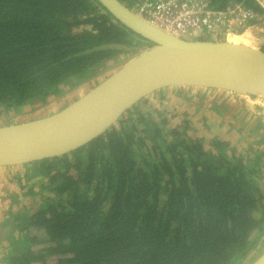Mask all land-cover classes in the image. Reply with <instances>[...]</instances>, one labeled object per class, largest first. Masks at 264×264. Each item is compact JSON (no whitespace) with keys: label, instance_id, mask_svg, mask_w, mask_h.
Masks as SVG:
<instances>
[{"label":"trees","instance_id":"16d2710c","mask_svg":"<svg viewBox=\"0 0 264 264\" xmlns=\"http://www.w3.org/2000/svg\"><path fill=\"white\" fill-rule=\"evenodd\" d=\"M120 1L136 9V0ZM209 2L218 10L236 3L263 14L253 0ZM108 44L122 47L85 53ZM149 46L97 0H0V115L46 106L65 85L82 84ZM176 90L183 97L194 91ZM209 92L219 101L214 110L224 114L230 102L239 118L245 99L200 89L194 96ZM166 95L140 101L84 147L23 167L46 196L38 205L32 199V213L14 216L4 230L2 239L20 229L21 246L8 264H246L253 258L264 234V151L243 154L219 135L193 136L186 113L172 125L173 116L160 109L163 98L151 100ZM26 193L36 196L33 188Z\"/></svg>","mask_w":264,"mask_h":264},{"label":"water","instance_id":"95a60500","mask_svg":"<svg viewBox=\"0 0 264 264\" xmlns=\"http://www.w3.org/2000/svg\"><path fill=\"white\" fill-rule=\"evenodd\" d=\"M97 1L151 46L120 56L103 81L68 105L55 109L51 98L46 106L36 109L38 114L31 120L28 114L33 111L17 115V120L26 117L24 121L0 125V170L23 168L84 147L109 130L128 109L164 90L224 92L264 109L261 48L233 44L224 37L211 41L179 38L149 24L120 0ZM120 47L102 45L85 53ZM21 115L24 117L18 118ZM248 264H264V251Z\"/></svg>","mask_w":264,"mask_h":264},{"label":"rangeland","instance_id":"374dc122","mask_svg":"<svg viewBox=\"0 0 264 264\" xmlns=\"http://www.w3.org/2000/svg\"><path fill=\"white\" fill-rule=\"evenodd\" d=\"M134 10V9H132ZM262 32V33H261ZM250 34L252 35L251 43L249 46L255 47V48H260L259 47V41L258 39H261L264 37V21L257 26L256 29L250 30ZM255 34V35H254ZM107 71V72H106ZM110 71V72H109ZM112 69H106L105 71H97L94 73V77L90 78L87 81H84L82 84H78L76 86L72 85V83H69L65 85V87H62V90L59 94H56L55 96L52 97L51 101L52 107L56 109V107L61 108L69 103H71L74 99L77 98L78 95L86 93L89 89L94 87L96 84L99 82L103 81L109 73H111ZM178 90H166V97L160 96V97H155L152 100L153 103L157 104L159 101V98H163L162 105L160 106L161 110H164L166 112V115L170 118L173 116L170 120L172 125H175L176 123H180L184 116L182 114L186 113L189 115L186 119L190 120L192 123V134L193 136L197 137H206V138H211L214 137L215 135H219L218 137H223L227 141H231L233 143L236 142V139L239 138L238 135L234 134L235 130L237 129L236 126L239 128L241 126L239 122L234 121L233 123L231 122L235 117L232 116V112H223L222 111H216L214 110L215 106L212 105L213 100L216 98V94L211 92L203 94V97L200 96H194V93H196V90L189 92L187 97H183V95L176 93ZM57 98V99H56ZM226 98V97H225ZM231 100L234 99L233 97H229ZM244 99V98H243ZM229 100V99H228ZM247 105L248 104H254L250 102L249 100H246ZM198 103H200L198 105ZM39 107H35V110H33L32 113L28 114L29 119L31 120L32 117L36 116L38 114V109ZM249 109V115L244 113L245 115L248 116L250 119H255L253 116L254 113H257V111L251 107H248ZM198 110V111H197ZM3 113V112H2ZM4 114V115H3ZM0 115V125H8L11 123H17L24 121L26 117L24 115L18 116L19 117H24L23 119H18L17 120V115L15 112L13 113H3ZM24 114V113H22ZM258 114V113H257ZM259 116V114H258ZM233 117V118H232ZM16 118V119H14ZM244 118V117H243ZM237 120V119H236ZM224 123L230 124L232 123L233 127L235 129L233 131H229V126L223 125ZM241 129V128H240ZM250 129V127H248ZM241 131L245 134L244 128L241 129ZM236 133V132H235ZM262 132L261 134H263ZM247 135L245 134V137ZM258 136V135H257ZM256 136H254V139ZM253 139V137H251ZM253 139V140H254ZM247 140V139H244ZM252 140V141H253ZM245 146V145H244ZM27 171L25 168H19L16 167L14 169L8 168L5 170H0V180L2 179H13L16 183V187H14L15 192H10L9 189H6L4 186L2 189H0V198H3L8 196L10 197L9 199L6 200V203L12 201V206L8 205L7 210L5 211L6 213L10 214L13 213L14 215H19L25 212V209H29L32 206V199H37L36 203L37 205L41 203V200L38 199L43 195V191L41 190V187H39V183L37 179H35L34 182H32V185H35L34 189V195L36 196H29V199L26 201L25 196H27L28 193H26V190L23 189L22 185L24 183L27 184V177L24 178V174H26ZM26 189V188H25ZM44 196V195H43ZM6 197V198H8ZM13 197V198H12ZM264 235L261 237L259 245L264 246ZM6 251L10 250V247L5 249ZM264 250V249H263ZM1 253V252H0ZM257 253L253 255V258L249 261L248 263H251L255 257H257ZM2 256H0L1 258Z\"/></svg>","mask_w":264,"mask_h":264},{"label":"built area","instance_id":"2783aa9c","mask_svg":"<svg viewBox=\"0 0 264 264\" xmlns=\"http://www.w3.org/2000/svg\"><path fill=\"white\" fill-rule=\"evenodd\" d=\"M136 9L149 24H154L173 36L198 40L209 35L224 37L229 34L244 35L256 29L264 21V0H253L262 10L258 15L242 4H231L225 10L210 5L209 0H136ZM200 40V39H199ZM259 47L264 45V37L258 39ZM16 185L12 179L0 180V189H11Z\"/></svg>","mask_w":264,"mask_h":264},{"label":"flooded vegetation","instance_id":"af4514ba","mask_svg":"<svg viewBox=\"0 0 264 264\" xmlns=\"http://www.w3.org/2000/svg\"><path fill=\"white\" fill-rule=\"evenodd\" d=\"M240 100L241 99H237V101H240ZM234 101H235V99H234ZM243 101L245 103V106H243L244 112L242 110L239 111L240 114H238L239 118H236L237 120L233 118L236 115V111L233 110L236 107L233 106V103L229 102V104L226 106V107H228V110L225 111V113H226V112H230L233 110L232 111L233 120L231 122L233 123L234 121H237V123L239 122V124L241 125V126H239V128L236 126L237 129L235 130L236 133L234 132V134L238 135L241 132L242 135L240 137L238 135L239 138L236 139L235 143H233L231 141H227L224 137L222 139L221 135H220V139L225 140L226 143H230L231 146H238L239 150H243V154H247L248 152H251V150L252 151H257V150L264 151V133L261 134L262 132H264V114L259 113V111L255 108L256 106L253 108L252 106H248L247 102L245 100H243ZM217 102H219V101H217ZM216 103L214 102V103H212V105L216 106ZM221 104H219V106H221ZM224 106H225V104H224ZM248 107L255 109L257 111V113L259 114V116L257 113H254L253 116L255 117V119L248 118V116L244 114V113H246L249 115V112H248L249 108ZM232 123L228 124L230 132L235 129V127H233ZM248 127H250V129H248ZM240 128L241 129L244 128L245 134L247 135L246 137ZM254 136H256L255 137L256 139H254ZM251 137H253L254 140ZM244 139H247V140H244ZM26 177H27L28 182H27V184L24 183L22 185L23 189L28 190L30 188H33V190H34L35 185H32V182L35 181V180H33L34 176H31V175L28 176V175L24 174V178H26ZM14 187H16V186L12 185V188L9 189L10 192H12V193L15 192ZM11 196H13V195H11ZM45 196L46 195H44V197ZM6 197H8V196H6ZM6 197H4V199L0 198V252H1L0 256H2L0 258V264H8L7 261L10 258V256H12L14 254V250L21 246V242L19 241L20 240V229H17L12 234H7L4 237V239H2L4 230L9 229V226H10L11 222L13 221L14 216H16L13 213L8 214L5 212L7 210V206L8 205L12 206V203H13V202H11L12 201V199H11V201L8 202V204H7L6 200L9 199L10 197H8V198H6ZM25 198H26V201L29 199L28 194H27V196H25ZM49 198H52V195H49ZM25 210L26 211L24 213H26L28 211H30V213H32L31 209L27 208ZM263 235L264 234H262L260 237H262ZM263 243H264V241H263ZM8 247H10V250L6 251L5 249ZM263 249H264V246L260 244V246L257 247L258 254L262 253L264 251ZM246 264H248V262Z\"/></svg>","mask_w":264,"mask_h":264},{"label":"bare ground","instance_id":"6f19581e","mask_svg":"<svg viewBox=\"0 0 264 264\" xmlns=\"http://www.w3.org/2000/svg\"><path fill=\"white\" fill-rule=\"evenodd\" d=\"M262 33V32H261ZM255 35V34H254ZM251 39H252V35L250 34V31H247L244 35H235V34H229L227 36V40L230 43L233 44H241V45H246L249 46V44L251 43ZM252 47V46H249ZM261 254V253H260ZM259 254V255H260ZM258 255V256H259ZM257 256V257H258ZM254 261V260H253ZM252 261V262H253Z\"/></svg>","mask_w":264,"mask_h":264},{"label":"clouds","instance_id":"9594fccd","mask_svg":"<svg viewBox=\"0 0 264 264\" xmlns=\"http://www.w3.org/2000/svg\"><path fill=\"white\" fill-rule=\"evenodd\" d=\"M261 48V47H260Z\"/></svg>","mask_w":264,"mask_h":264}]
</instances>
